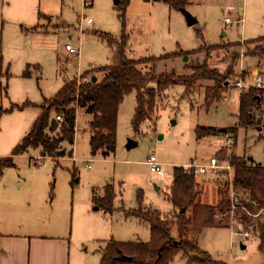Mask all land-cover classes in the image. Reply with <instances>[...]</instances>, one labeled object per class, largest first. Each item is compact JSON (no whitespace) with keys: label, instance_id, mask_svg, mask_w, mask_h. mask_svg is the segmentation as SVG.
<instances>
[{"label":"rangeland","instance_id":"374dc122","mask_svg":"<svg viewBox=\"0 0 264 264\" xmlns=\"http://www.w3.org/2000/svg\"><path fill=\"white\" fill-rule=\"evenodd\" d=\"M87 1L90 4L84 6L82 0H53L50 13L38 24L10 20L0 30V82L6 91L0 95V107L8 110L0 118V161L11 155L44 100L52 98L63 81L77 79L91 67L111 64L115 49L110 43L121 34L126 35L129 59L186 53L146 64L145 72L188 76L191 67L207 63L222 74L229 69L232 73L221 99L209 107L204 104V89L211 81L197 82L188 93L181 84L164 90L137 131L131 124L135 92L125 96L117 112L115 149L107 157L91 153L88 124L92 116L77 109L72 146L63 142L55 158L42 157L40 148H31L13 156L11 165L0 167V214L34 221L35 228L64 229L73 252L82 254L83 264L110 242H148V224L132 211L169 214L173 206L167 193L174 166L205 164L214 156L225 158L228 152L223 144L228 136L235 137L231 155L264 166V87L262 109L255 111L258 123L249 126L239 123L240 95L235 87L236 81L255 86L256 75L264 81V53L255 56L259 45L255 41L264 36V0H245L229 13L224 7L176 9L163 0H126L122 12L119 3L123 0ZM182 10L195 18L194 25H187ZM225 17L231 24H224ZM222 44L229 46L208 49ZM66 45L78 55H70ZM197 127H212L216 134L198 138ZM128 141L135 146L127 148ZM151 156L166 176L149 171ZM196 181L204 190L202 203L216 205L219 183ZM106 186L113 199L109 209L103 210L93 199L102 198ZM228 192L233 197L232 187ZM245 230L251 233L249 237L239 233ZM172 233L175 236L174 229ZM197 245L216 262L264 264V211L247 224L234 220L229 227L203 228ZM168 264L196 263H187L177 253Z\"/></svg>","mask_w":264,"mask_h":264},{"label":"trees","instance_id":"16d2710c","mask_svg":"<svg viewBox=\"0 0 264 264\" xmlns=\"http://www.w3.org/2000/svg\"><path fill=\"white\" fill-rule=\"evenodd\" d=\"M161 1V0H154ZM169 7L181 9L187 5L186 0H163ZM120 10L125 11L127 1L123 0ZM255 42L259 43L255 56L264 53V36ZM114 47L111 64L91 67L75 77L63 81L56 94L44 100L40 113L29 131L13 148L11 155L0 161L2 165H11L12 157L23 154L31 148H40L42 157L55 158L63 142L72 146L74 143L76 111L82 109L92 116L88 124L89 144L92 154L103 158L114 152L115 127L119 105L124 97L135 92V108L131 120L134 131L138 130L141 121L149 118L157 96L176 84L184 87V92L192 91L197 82L211 81L204 89V104L209 107L221 99L225 82L232 73L211 69L207 63L190 68V75L178 76L164 72L156 75L153 71H144V65L153 64L156 60L181 56L183 52L165 54L158 58L147 57L129 59L125 56L126 35L121 34L118 40L110 43ZM229 44L211 46L208 49L227 47ZM231 62L236 57L231 56ZM97 75H100L98 77ZM92 77L96 81L92 82ZM155 86V87H154ZM262 89L249 88L239 96V123L243 126L255 125L256 112L262 109ZM0 82V95L6 94ZM8 110L0 107V118ZM59 116L61 121H57ZM198 138L214 136L212 127H197ZM230 163L234 169L232 183L233 197L227 185L217 184L218 203L214 206L201 204V189L198 182L190 175L184 174L181 167H174L167 198L173 209L167 215L156 210L132 211L149 226L150 240L142 242H110L101 251V264H168L175 254L180 253L187 263L224 264L213 261L197 245V236L203 228L231 226L234 220L250 223L264 211V166L245 159L232 156ZM1 174V168H0ZM102 198L93 199L98 208L108 210L113 199L107 186ZM184 210V212H181ZM232 218V220H231ZM231 222V223H230ZM175 230V236L172 231ZM120 257H129V262L120 261Z\"/></svg>","mask_w":264,"mask_h":264},{"label":"crops","instance_id":"0c3cea01","mask_svg":"<svg viewBox=\"0 0 264 264\" xmlns=\"http://www.w3.org/2000/svg\"><path fill=\"white\" fill-rule=\"evenodd\" d=\"M50 1L53 0H0V30L4 23L10 20L25 25L38 24L47 13H50ZM186 1L187 5L195 8L224 7L228 13L239 9L245 2V0ZM200 189L199 201L203 204L201 200L204 190ZM35 224L36 222L26 219L17 220L4 212L0 214V264H83L82 254L73 252L70 236L64 229L57 230L53 227L49 229L50 225L44 227L39 225L35 228ZM99 253L96 257L91 254L90 259H86L87 263L101 264V252Z\"/></svg>","mask_w":264,"mask_h":264},{"label":"built area","instance_id":"2783aa9c","mask_svg":"<svg viewBox=\"0 0 264 264\" xmlns=\"http://www.w3.org/2000/svg\"><path fill=\"white\" fill-rule=\"evenodd\" d=\"M84 6H87L90 4L87 0H82ZM224 24L229 25L231 24V21L228 17L224 18ZM87 24L91 23L90 19H87L85 21ZM66 51L76 57L78 55V51L74 48H72L69 45L65 46ZM255 86L248 87L241 84L239 81L235 82V87L238 89L239 93H242L245 89L249 88H258L262 89L264 87V81L261 76L256 75L255 78ZM244 89V90H243ZM57 121H61V118L59 116L56 117ZM235 146V137L228 136L223 144V148L228 152V155H226L225 158H221V156H214L208 160L207 163L203 164H196V163H189L184 166H179L182 168V172L184 174H188L192 176L195 180L200 179V181H214L219 183V185H227L228 187H232V183L234 180V169L233 166L230 163V159L233 155L232 151ZM38 163V160H35V164ZM147 164L149 166V171L154 173L157 176H166V172L162 168V166L156 161L155 157L151 156L149 157ZM242 233L243 236L249 237L251 235L248 231H242L239 232Z\"/></svg>","mask_w":264,"mask_h":264},{"label":"water","instance_id":"95a60500","mask_svg":"<svg viewBox=\"0 0 264 264\" xmlns=\"http://www.w3.org/2000/svg\"><path fill=\"white\" fill-rule=\"evenodd\" d=\"M182 14H183L185 21H186L188 26H192L196 23L195 18H193L187 11L182 10ZM91 80H92V82H95L96 77H92ZM223 132H225V130H223ZM133 146H135V143H133L132 141H128L127 148H130ZM181 212H184V210H182ZM119 260L123 261V262H129L131 259L129 257H120Z\"/></svg>","mask_w":264,"mask_h":264}]
</instances>
